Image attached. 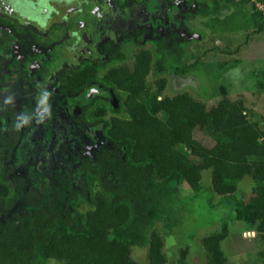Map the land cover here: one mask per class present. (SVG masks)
<instances>
[{
	"label": "trees",
	"instance_id": "trees-1",
	"mask_svg": "<svg viewBox=\"0 0 264 264\" xmlns=\"http://www.w3.org/2000/svg\"><path fill=\"white\" fill-rule=\"evenodd\" d=\"M234 1L210 0V4L217 10ZM259 2L264 7V0ZM255 10L262 14L257 7ZM256 24V29H264V18ZM219 48L217 43L213 50ZM221 52L237 51L224 48ZM164 59L159 54L153 62L149 55L141 54L133 72H113L112 80L128 93L124 105L129 119L104 120V136L123 148L124 157L117 149H106L96 156L99 166L82 161L81 187L69 185L64 209H56L51 196H34L21 186L13 189L0 181V200L7 201V211L18 203L29 208L24 221L6 218L0 223V264H44L48 258L62 264H139L131 257L136 244L147 246V264H165L163 238L153 226L157 220H165L169 230L171 222L158 196L173 181L198 193L205 170L211 173V190L232 200L236 219L264 237V129L249 121L247 107L230 99L223 87L221 97L209 108L187 92L160 99L145 95L150 67L154 64L162 70ZM198 60L174 71L182 75L195 70ZM161 82L163 87V79ZM196 133L211 142L204 144ZM108 175L113 180L107 179ZM245 176L253 181L247 200L234 196L237 183ZM95 182L98 191L93 192ZM81 203L92 209L79 211ZM116 206L129 209V218L122 224L115 222ZM71 211L76 213L75 219L68 214ZM12 214V218L17 215L15 211ZM95 225L111 238L88 243L85 238ZM227 231L223 223L219 231L202 238L206 264H231L221 249ZM261 256L264 258V251Z\"/></svg>",
	"mask_w": 264,
	"mask_h": 264
},
{
	"label": "rangeland",
	"instance_id": "rangeland-1",
	"mask_svg": "<svg viewBox=\"0 0 264 264\" xmlns=\"http://www.w3.org/2000/svg\"><path fill=\"white\" fill-rule=\"evenodd\" d=\"M26 1L35 8L30 9L31 20L35 21L40 10L42 11L41 7H45V0H25L23 2ZM148 1H132L129 7L119 17H116L115 21H110L111 23L108 24L109 31L114 25H118V22L120 27L124 25L128 28L130 25V30L127 29L130 33L127 34H133L132 32L138 29L135 41H130L128 38L121 41V47L129 56V60H132L134 51L143 47L152 51L151 58L154 62L155 52L153 53L154 48L149 39L161 37V42H169L170 31L179 28L181 24L186 26L184 33L186 40L178 50L168 52L167 56L164 55L165 52L161 53L165 56V59L161 61L162 70L152 64L145 78L144 94L156 95L160 99L164 96L172 97L187 92L194 99L204 102L209 108L217 103L223 87L230 99L242 101L247 107L249 121H255L260 128L264 129V88L262 87L264 85V29L261 31L256 29V21H263L264 7L259 0H235L233 5L223 6L217 10L210 4V0H154L153 5L148 6L151 10L146 15L144 11L148 10L145 8ZM251 3L255 5L252 6ZM255 7L262 14L257 15ZM116 21L117 24H115ZM140 29L143 31L139 32ZM144 30L149 33L146 37L143 34ZM56 31L59 32L60 28L58 27ZM43 38L46 41L53 40V37ZM126 39H128L127 42ZM217 43L220 44V48L215 51L213 47ZM224 48L230 51L236 49L237 52L223 53L221 51ZM35 51H37L36 47L29 53L34 54ZM59 51L61 52V49H55L56 53ZM198 57V68L195 70H189L190 72L182 75L174 71L175 67L195 62ZM54 58L48 61L49 66L52 65L51 69H54L59 61L57 56L55 60ZM39 67L43 70V65ZM104 77H106L105 73H103ZM162 79L164 83L163 87H160ZM9 87H12L10 82L0 84V93L5 94L6 99L7 96L12 97L19 92L15 94ZM8 90H10L9 95ZM109 94L110 92L105 90L102 95L104 96L103 101L110 96ZM122 95L126 96V93ZM111 98L114 101L112 96ZM103 101L94 102L88 111V117L93 118L96 113L98 115L101 107H103L106 118L112 115L113 112ZM20 103L21 101L15 105L19 107ZM23 110L27 112L29 108ZM119 115L124 117L126 114L120 112ZM26 121H28L29 128L21 125L19 145L12 151L10 148L8 150V153L11 151L9 160L12 157L14 169V175L9 178L5 177L4 171L6 162L9 161L8 155L5 156L4 150L0 151V181L17 189L25 180L23 172L25 171L30 179V190L28 191L32 195H42V197L52 195L55 208L64 209L69 164L81 158L78 143L83 142L86 145L85 155L90 157L95 151L109 146L108 141L100 135L101 123L92 127L78 128L79 133L73 135L74 139L70 138L66 146L61 145L60 148L58 139H54L49 145L44 140H52L51 137L44 139L42 135L43 140L38 129H35L36 126L30 128L33 121L32 116L25 115L24 122ZM33 129L34 133L31 131ZM45 133L47 135L46 131ZM196 137L204 144L211 142L210 139L198 133ZM42 140L45 145L42 144ZM120 157H123V152L120 153ZM39 173H42L47 181L39 182ZM71 175L73 181L78 182V173ZM201 183L202 189L194 194L192 187L173 181L166 184L162 195L158 196V202L162 204V209L171 222L169 230L164 226L165 220L164 222L157 220L153 226V229L157 230L163 238L162 252L165 255V264H206L207 254L202 246V238L219 231L223 223L227 224L228 234L221 242V249L228 262L231 264H264V258L261 256L264 251V237L260 238L252 229L249 231L245 222L236 219L232 200L227 198L228 196L219 195L211 190L210 170L202 172ZM252 187L253 181L245 176L237 183L238 189L234 196L247 200ZM92 188L95 192L98 191L96 184ZM6 203L7 201L0 200V223L6 218L13 219V222L25 220V216L29 213L28 204L18 203L16 207L7 211ZM89 209L92 207L88 203H81L78 207V210L83 212ZM12 211L17 213V217L12 218ZM68 214L73 219L76 218L75 212L71 211ZM114 216L116 224H122L129 218L128 207L116 206ZM104 237L111 238L105 235L99 225H95L85 239L90 243ZM131 257L139 264H147V246L133 245ZM6 260L4 256L2 261L6 262ZM44 264H62V262L48 258Z\"/></svg>",
	"mask_w": 264,
	"mask_h": 264
},
{
	"label": "flooded vegetation",
	"instance_id": "flooded-vegetation-1",
	"mask_svg": "<svg viewBox=\"0 0 264 264\" xmlns=\"http://www.w3.org/2000/svg\"><path fill=\"white\" fill-rule=\"evenodd\" d=\"M23 1L25 0H0V84L10 82L12 87L9 89L15 94L19 91L15 96H7V99L5 94L0 93V151L4 150L9 160L10 152L19 145L21 125L29 128L28 121L24 122L25 115L33 117L30 128L36 126L42 139V135L44 139L51 137L52 140L43 139L49 145L54 139H58L60 148L61 145L65 147L70 138L74 139L73 135L79 133L78 128L101 123L100 135L108 141L109 146L95 151L90 157L85 155L86 145L79 142L77 147L81 158L69 164L67 189L69 185L80 188L82 178L79 165L82 161H88L92 167H97L96 156L102 151L117 149L119 155L123 152V148H118L104 136V120L129 119L124 105L128 93L112 80L113 72H119L120 69L133 72L138 55L147 54L152 57V51L142 47L134 51L132 60H129L121 47V41L125 38L135 41L138 29L133 34H127L130 33L127 31L130 30V25L128 28L124 25L120 27L118 22L111 31L108 30V24L115 21L135 0H45V7H41L39 16L36 19L32 17L35 21L31 20L30 14V9L35 8L30 6V2ZM153 2L154 0H149L145 8L148 9ZM150 10H145L144 13L147 15ZM58 27L59 32L56 31ZM185 31V24L172 29L169 42H161V37H151L149 41L154 48L155 57L164 52L167 56L168 52L178 50L186 40ZM143 34L146 37L149 33L144 30ZM45 36L48 39L53 37V40L46 41L43 38ZM175 43L180 44L172 48L171 45ZM34 47L37 51L30 54L29 51L32 52ZM56 48L61 49V52L56 53ZM56 56L59 61L51 69L52 65L49 66L48 61L53 57L55 60ZM40 65H43V70ZM103 73L106 75L105 79ZM105 90L110 92V96L103 101ZM124 93L126 96L122 95ZM97 100H102L109 106L113 112L111 116L106 118L101 107L98 115L95 111L93 118L88 117V111ZM20 101L19 107L15 105ZM24 108H29V111L24 112ZM120 112L126 115L120 116ZM31 131L34 133V129ZM43 140L42 144L45 145ZM9 148L11 151L8 153ZM11 158L4 169L5 177L8 178L14 175ZM23 172L25 180L21 187L27 192L30 190V179ZM73 173H78V182L73 181ZM38 175L39 182L47 181L42 173ZM106 178L113 180L109 175Z\"/></svg>",
	"mask_w": 264,
	"mask_h": 264
}]
</instances>
